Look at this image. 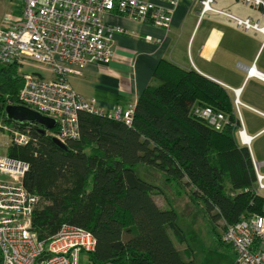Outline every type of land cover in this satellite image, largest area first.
I'll return each mask as SVG.
<instances>
[{
	"label": "trees",
	"instance_id": "1",
	"mask_svg": "<svg viewBox=\"0 0 264 264\" xmlns=\"http://www.w3.org/2000/svg\"><path fill=\"white\" fill-rule=\"evenodd\" d=\"M20 7L13 13L20 14ZM17 68L13 62L0 66V117L36 139L35 145H10L6 154L28 163L23 184L41 198L32 217L40 240L67 223L93 234L90 263L191 264L192 250L175 246L186 241L176 211L156 203L160 189L134 171L141 163L164 172L169 183L189 187L193 199L223 221L222 231L242 215L264 214L250 150L236 138L234 93L219 83L160 59L130 125L107 113L80 111L79 136L62 147L50 135L56 126L48 130L6 118L5 106L18 103L23 83ZM194 103L222 111L224 129L191 114Z\"/></svg>",
	"mask_w": 264,
	"mask_h": 264
},
{
	"label": "built area",
	"instance_id": "2",
	"mask_svg": "<svg viewBox=\"0 0 264 264\" xmlns=\"http://www.w3.org/2000/svg\"><path fill=\"white\" fill-rule=\"evenodd\" d=\"M176 3L177 0H168ZM215 0H200V13H219L244 30L260 32L264 38V0H242L259 7L262 21L240 17L214 6ZM20 14L7 13L0 30V66L15 63L18 71L29 62L46 65L53 73L44 79L22 71L23 83L17 93L18 105H24L56 120L50 135L64 143L79 136L78 113H107L109 117L132 122L134 106L126 110H105L95 99L78 95L67 80L88 60L107 63L112 54L105 14L117 11L134 20L166 27L171 14L145 0H20ZM248 77L264 82V72L255 65L246 70ZM234 105L239 119L236 138L249 146L252 136L246 132L240 112L245 105L240 89H233ZM252 109V108H251ZM255 110V109H252ZM258 112L257 110H255ZM190 113L201 118L212 129L221 131L227 116L209 105L194 103ZM49 130V129H48ZM29 131L3 121L0 117V264H94L82 262L81 254L95 249L93 234L82 227L63 223L47 241L40 240L32 229L33 212L41 198L23 184L28 163L6 154L10 145H35ZM249 148V147H248ZM255 190H264V174L252 157ZM221 239L235 251L236 264H264V214L242 215L235 224L222 231ZM46 256V257H45Z\"/></svg>",
	"mask_w": 264,
	"mask_h": 264
},
{
	"label": "crops",
	"instance_id": "3",
	"mask_svg": "<svg viewBox=\"0 0 264 264\" xmlns=\"http://www.w3.org/2000/svg\"><path fill=\"white\" fill-rule=\"evenodd\" d=\"M145 1L170 12V23L161 27L134 20L115 10L105 14L107 27L113 29L109 41L112 57L107 63L91 59L82 67L73 66L77 71L67 76L73 90L85 99H95L105 110L124 111L136 104L143 89L153 81L158 61L166 59L180 68L194 69L230 92L239 88L241 101L250 106L243 107L264 123V82L248 77L246 73L253 64L264 72L263 35L256 30L239 28L219 13L208 11L201 14L200 0ZM214 6L240 17L262 21L260 8L242 0H215ZM21 70L36 73L44 79L53 77L48 66L33 62ZM244 127L247 131L245 123ZM263 129L264 124L258 131L249 133L252 140ZM256 163L259 169L264 159ZM156 195H162V192ZM156 195V203L161 208H168L158 203ZM164 200L168 204L166 198ZM218 234L221 236L222 232H216L217 237ZM226 245L233 253L231 264H236L235 251ZM81 261H88L87 254H81Z\"/></svg>",
	"mask_w": 264,
	"mask_h": 264
},
{
	"label": "rangeland",
	"instance_id": "4",
	"mask_svg": "<svg viewBox=\"0 0 264 264\" xmlns=\"http://www.w3.org/2000/svg\"><path fill=\"white\" fill-rule=\"evenodd\" d=\"M19 5V0H0V30L1 27H4L6 14L10 13L12 9L18 8ZM18 73L21 74V71ZM240 109L248 134L261 129L264 123L249 114L243 105L240 106ZM248 147L254 161L259 163L261 159H264V129L250 142ZM0 151H3L2 148ZM259 169L263 172L264 164H259ZM134 171L137 176L160 189L163 196L156 195L158 196V203L171 206L176 211V222L183 229L186 241L175 242V246L178 249L189 247L192 250L191 264L232 263L233 253L231 249L225 242H220L216 236V232H222L223 221L210 215L204 209V203L201 199H193L189 187L182 183H169L165 173L153 165L141 163L134 167ZM261 193L264 195V190Z\"/></svg>",
	"mask_w": 264,
	"mask_h": 264
},
{
	"label": "water",
	"instance_id": "5",
	"mask_svg": "<svg viewBox=\"0 0 264 264\" xmlns=\"http://www.w3.org/2000/svg\"><path fill=\"white\" fill-rule=\"evenodd\" d=\"M5 116L7 119L16 122H34L41 125L44 129H53L56 126V120L38 111L30 109L24 105L8 104L5 106ZM53 140L58 145L65 147V144L53 137ZM46 257V256H45Z\"/></svg>",
	"mask_w": 264,
	"mask_h": 264
},
{
	"label": "bare ground",
	"instance_id": "6",
	"mask_svg": "<svg viewBox=\"0 0 264 264\" xmlns=\"http://www.w3.org/2000/svg\"><path fill=\"white\" fill-rule=\"evenodd\" d=\"M23 131V130H22Z\"/></svg>",
	"mask_w": 264,
	"mask_h": 264
}]
</instances>
